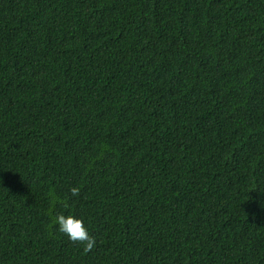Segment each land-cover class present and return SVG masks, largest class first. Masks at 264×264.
<instances>
[{"label": "trees", "instance_id": "16d2710c", "mask_svg": "<svg viewBox=\"0 0 264 264\" xmlns=\"http://www.w3.org/2000/svg\"><path fill=\"white\" fill-rule=\"evenodd\" d=\"M0 264H264V0H0Z\"/></svg>", "mask_w": 264, "mask_h": 264}, {"label": "clouds", "instance_id": "9594fccd", "mask_svg": "<svg viewBox=\"0 0 264 264\" xmlns=\"http://www.w3.org/2000/svg\"><path fill=\"white\" fill-rule=\"evenodd\" d=\"M70 192L72 196H78L80 194V188L73 186ZM50 196L53 203L58 200L55 192H50ZM62 203H64V207L68 206L66 202ZM53 223L58 225L59 231L67 235L73 243L83 244L85 253L91 251L96 246V238L90 235L83 218H78L72 214L65 215L58 213L55 215Z\"/></svg>", "mask_w": 264, "mask_h": 264}]
</instances>
